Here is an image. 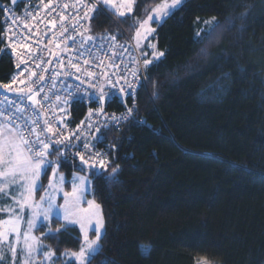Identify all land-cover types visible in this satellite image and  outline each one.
Instances as JSON below:
<instances>
[{"label":"trees","instance_id":"obj_1","mask_svg":"<svg viewBox=\"0 0 264 264\" xmlns=\"http://www.w3.org/2000/svg\"><path fill=\"white\" fill-rule=\"evenodd\" d=\"M161 1L134 0L123 19L109 14L131 35ZM7 4L0 0V85L17 68L2 53ZM213 18L219 27L211 40L198 42L196 33ZM88 27L99 37L119 33L99 10ZM154 28L164 55L146 66L135 119L103 132L108 164L89 172L104 233L88 264H264V0H185ZM85 112L74 106L76 123ZM59 170L67 179L87 172L62 162ZM62 226L53 219L50 233L35 231L55 264L81 247L78 228Z\"/></svg>","mask_w":264,"mask_h":264},{"label":"built area","instance_id":"obj_2","mask_svg":"<svg viewBox=\"0 0 264 264\" xmlns=\"http://www.w3.org/2000/svg\"><path fill=\"white\" fill-rule=\"evenodd\" d=\"M84 5L93 10L87 11ZM95 10L111 18L119 31L117 35L99 37L89 33L88 19ZM2 22V53L10 54L17 68L5 83L11 85V91L0 88V109L7 112V115L0 114V119L8 121L12 128L16 127L17 119L20 125L27 121L30 127H36L37 133L50 127L52 131L43 132L41 139L47 138L49 151L60 149L57 157L66 165L94 171L106 166L109 144L103 132L121 131L135 119L136 94L141 88H147L146 68L132 37L96 0H22L4 5ZM61 26L66 30L61 31ZM81 40L85 41L83 45ZM37 56L39 61L35 59ZM89 72L93 75L89 76ZM41 85L43 91L37 94L36 89ZM26 94L34 95L36 103H31ZM112 103L120 109L110 108ZM11 105L14 106L9 112ZM75 105L86 106L84 117L78 123L73 117ZM28 138L35 139V136ZM57 139L61 141L59 145L53 143ZM81 155L86 164L81 162Z\"/></svg>","mask_w":264,"mask_h":264},{"label":"snow or ice","instance_id":"obj_3","mask_svg":"<svg viewBox=\"0 0 264 264\" xmlns=\"http://www.w3.org/2000/svg\"><path fill=\"white\" fill-rule=\"evenodd\" d=\"M105 2H109V0H105ZM183 0H162L161 3L157 4L156 7L152 10L153 14L147 17V20L143 21L140 24L141 28H144L149 21H153L154 19H164L171 15L173 11H175L181 4ZM12 3L15 4L16 0H12ZM87 11H92L93 9L88 5H84ZM123 7V5H122ZM127 10L131 11V0H129L127 4ZM119 11V10H118ZM124 11H119V15L123 16ZM84 17L87 18V12L84 13ZM214 19L210 21H205V25L207 26V30L201 29L196 33V40L198 42H202L205 39L211 40L212 34L215 32L216 28L219 27L218 24L214 23ZM55 23V22H53ZM25 28L28 27L27 24L24 25ZM75 27V26H74ZM66 30L61 26V31ZM154 29H149V33ZM140 33L137 32V36ZM74 39V38H73ZM89 40L92 37L88 38ZM9 42H11V37L9 36ZM81 45L85 43L84 40L80 41ZM83 55V53H80ZM164 53H158V56H163ZM37 61L40 60V57H35ZM87 63V61H85ZM151 63L149 60H145L144 64ZM37 67H40L39 62L37 63ZM46 71V70H45ZM89 76L93 75L92 72L88 73ZM35 75V73H32ZM133 78H136L137 72L134 70ZM44 77L41 75L39 80H43ZM85 81H81L84 83ZM12 83H16L15 80ZM23 83V81H21ZM30 83L35 84L37 81H30ZM131 87V84L128 85ZM2 89H8L11 91L10 84H2L0 85ZM23 91V89L21 90ZM31 91V90H30ZM43 91V86L41 85L36 89V93L39 94ZM123 91V89H121ZM26 98L31 101V103L35 104V96L26 94ZM45 99H47L45 97ZM99 100L102 102L104 100L103 95L99 97ZM18 103H23L22 100H18ZM11 105L8 107L7 111H11ZM129 114H131V109L128 110ZM0 114L7 115V112L4 109H0ZM13 119H17L13 117ZM49 123L45 122V125ZM25 129H28V135H25ZM51 132L52 129L50 127H45L41 130V133H37L36 127H30L28 122L26 121L23 125L19 124V120L17 119V125L14 128L9 127V122L6 120H0V193L7 195V189L14 186L15 195L13 197V204L8 205L9 218L3 221V225L5 226L4 231H0V264H4L5 252L4 246L7 245L8 251L12 254L13 260L12 264H15V257L17 255L18 246L20 244V238H23V246L19 247V252L24 257L23 264H35V258L33 256V252L36 250L37 243L35 238L31 236L29 233L34 228V224L32 220L27 221V230L24 233H21L20 225L22 222V213L26 208L36 207L40 208V205H32L30 202L33 199V194L37 191L43 189V184L39 183V177L41 173L47 175V172L51 169L52 161L48 159L50 155H54L55 152L49 151L50 143L45 139H41V135L43 132ZM28 136H35V139H29ZM53 143L59 145L61 141L59 139L53 141ZM85 148L88 147L87 144L84 145ZM56 152H59L60 149L56 148ZM79 155V153H77ZM82 163H87L84 157L80 156ZM116 169H113L115 173ZM63 178H61L62 180ZM51 187V185H49ZM77 189L75 186L73 187V191L71 193L72 196L76 197ZM69 194L65 193L67 197ZM47 196L48 207L43 211V217L45 220L49 218V213H51L52 209L55 205L52 203V197ZM41 202L45 200V197H41ZM79 199V197H77ZM18 207V210H17ZM89 207L99 208V205H94V202L89 201ZM40 212H37V215H40ZM67 219V214L65 216ZM75 223V221H72ZM103 227L100 221H97L96 227L94 229L95 239L89 240L87 231L84 233V241L85 246H82L79 253H73L72 255L76 257L79 261V264H86L87 260L94 258V254H98L100 249L98 248V242L101 238V228ZM83 228V226H82ZM59 231V229H57ZM9 233H14L16 235V240L14 243H10L5 239V236ZM42 247V246H40ZM54 255L51 251L45 254V259L50 260Z\"/></svg>","mask_w":264,"mask_h":264},{"label":"rangeland","instance_id":"obj_4","mask_svg":"<svg viewBox=\"0 0 264 264\" xmlns=\"http://www.w3.org/2000/svg\"><path fill=\"white\" fill-rule=\"evenodd\" d=\"M21 1L22 0H16V3ZM96 1H98V3H100L103 6V8L108 13L110 12L116 19H123L133 13L134 0H131V11L127 10V4L129 0H109V2L107 3L105 2V0H96ZM184 1L185 0H183L182 4L184 3ZM10 3L14 5L12 3V0H10ZM155 7L156 6H154L150 10L148 16L153 14L152 10ZM118 10L124 11L125 14L123 16H120ZM147 17H145L142 21H139L135 24V27L133 28L131 35L127 31L126 32L132 37V40L140 49V55L143 60V64L145 60L151 61V63L147 64L148 66L154 62H157L162 58V56H158V53L160 52L157 50L156 44L152 41V37L155 32L154 24L160 25L168 17L164 19H154L153 21H149L144 28H141L140 24L143 21L147 20ZM119 24L121 25V23ZM149 29H154V30L149 33L148 31ZM137 32L140 33L139 36H137ZM144 67L146 68L145 64ZM9 127L11 126L9 125ZM0 139H2V137H0ZM48 159L53 163L51 169L49 170V175L45 186V190L41 193L38 199H36L35 197L36 196V192H35L33 194V199L30 202L32 205H40V208L39 209H37L36 207L26 208L25 211L22 213V222L20 225L21 233H24L27 230L28 220H32L33 224L35 225L34 228L31 230V232L29 233L31 236L35 238V241L37 243L36 250L33 252V256L35 258V264H55V259H56L55 254L51 257L50 260L45 259V254L47 252L49 251H51L52 253L54 252L42 241L41 236H38L35 233V231L40 227H46L47 228L46 234L50 233L51 230L49 229V227L53 219H58L59 221H61L63 225L62 227L74 226L78 228L80 232L81 247L85 246V241H84L85 231H87L89 240H93L96 238L94 229L96 227L97 221H100L103 225V227L100 230L101 237L104 233V223H103L100 207L99 208L89 207V201L94 202V205H98L97 202L92 197L91 179L89 177V172L93 170H87L86 173L73 171L70 179H67L65 174L60 172L59 170L61 164L59 157L55 155H50ZM116 172L117 169L115 173L111 171L108 174V176H114ZM43 176L44 174L41 173L39 177V183H41ZM61 178L63 179L61 180ZM67 183L69 184V189L66 188ZM49 185H51V187H49ZM74 186L77 189L76 197L71 195ZM65 193H68L69 195L66 197ZM46 194L52 197V203L55 205L51 213H49V218L47 220H45L43 217V211L46 210L48 207ZM14 195H15L14 186L7 189V195L0 193V213L3 214V218L0 219V231H4L5 229V226L3 225V221L9 218L8 205L13 204ZM41 197H45V200L43 202H41L40 199ZM77 197H79V199H77ZM37 212H40L41 214L37 215ZM66 214H67V219L65 218ZM72 221H75V223H72ZM5 239L10 243H14L16 240V235L14 233H9L8 235L5 236ZM23 243L24 241L21 236L17 255L15 257V264H23L24 262V257L19 252V247H22ZM99 247H100V240L98 242V248ZM80 249L77 252L67 251L63 253L62 264H68V263L79 264V261L72 254L79 253ZM147 250H148L147 247L142 248V252L144 253H147ZM4 252H5L4 264H12L13 257L12 254L8 251L7 245L4 246ZM88 262L89 260L86 261V264H88ZM195 264H220V263L210 262L204 258H198L195 261Z\"/></svg>","mask_w":264,"mask_h":264},{"label":"crops","instance_id":"obj_5","mask_svg":"<svg viewBox=\"0 0 264 264\" xmlns=\"http://www.w3.org/2000/svg\"><path fill=\"white\" fill-rule=\"evenodd\" d=\"M98 2V1H97ZM100 4V3H99ZM101 5V4H100ZM102 6V5H101ZM103 7V6H102ZM110 13V12H109ZM3 218V214L0 213V219Z\"/></svg>","mask_w":264,"mask_h":264},{"label":"water","instance_id":"obj_6","mask_svg":"<svg viewBox=\"0 0 264 264\" xmlns=\"http://www.w3.org/2000/svg\"><path fill=\"white\" fill-rule=\"evenodd\" d=\"M101 105H102V109L104 108V101L101 102Z\"/></svg>","mask_w":264,"mask_h":264}]
</instances>
